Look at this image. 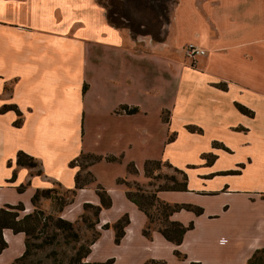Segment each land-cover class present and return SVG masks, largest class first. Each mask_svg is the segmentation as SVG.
I'll return each instance as SVG.
<instances>
[{
    "label": "crops",
    "instance_id": "crops-1",
    "mask_svg": "<svg viewBox=\"0 0 264 264\" xmlns=\"http://www.w3.org/2000/svg\"><path fill=\"white\" fill-rule=\"evenodd\" d=\"M179 12L184 17L179 37L186 30L187 40L175 41L180 48L173 50L168 39L154 42L112 26L95 0H0V108L15 105L21 113L15 125L13 109L0 111V206L21 202L28 213L36 189L55 183L73 188L77 168L69 163L81 152L119 157V162L89 165L95 181L77 189L58 212L75 221L85 203L99 205L96 183L110 196L111 205L98 212V235L86 261L246 264L264 248V87L232 86L242 85L238 62L264 61V0H199ZM188 40L206 49L197 58L200 70L182 59ZM236 103L252 114L240 112ZM121 105L137 111L117 112ZM207 119L245 136L248 147L236 156L235 148L214 140L213 148L234 158L228 167L214 168L213 154L193 177L196 165H179L172 152L181 131L198 135ZM18 151L31 155L41 174L16 164ZM146 160L167 162L186 174L185 190H158L159 200L201 209L180 208L169 215L184 226L192 223L179 244L155 229L145 236L146 214L127 198L125 184L116 182H143ZM130 162L136 173L127 170ZM123 215L128 222L116 243L111 224ZM2 237L7 246L0 251V264H11L25 250V235L3 228Z\"/></svg>",
    "mask_w": 264,
    "mask_h": 264
},
{
    "label": "rangeland",
    "instance_id": "rangeland-1",
    "mask_svg": "<svg viewBox=\"0 0 264 264\" xmlns=\"http://www.w3.org/2000/svg\"><path fill=\"white\" fill-rule=\"evenodd\" d=\"M105 11V17L107 20V14L110 15L112 19L119 22L123 26H130L132 28H137L139 31L147 30L148 32L153 33H132L127 27L131 34L136 37H147L154 42H164L167 40L168 47L172 46L173 50H176L179 47L178 43L187 40L186 32L185 36L179 37L181 33L180 23L181 18H184L181 13H177L180 7H195L199 0H95ZM196 1V2H195ZM204 2L210 0H203ZM214 1V0H213ZM185 12L186 9H185ZM177 13V14H176ZM178 18L176 19V16ZM176 19V20H175ZM109 23V22H108ZM171 24H173L171 26ZM178 42L173 44L174 42ZM196 41L188 40L182 45L183 56L182 59L185 61L190 68L200 70V64L198 59H195L194 62L190 61V58L185 54V48L188 43H195ZM174 45V47H173ZM197 45V44H196ZM199 46V45H198ZM201 47V46H199ZM263 50V45L259 46ZM180 48V47H179ZM204 50L202 55H205L206 49L201 47ZM254 46H251L250 50L253 51ZM201 55V56H202ZM240 64V65H239ZM226 63H222L221 68H225ZM242 68V75L238 76V80L242 85L235 83L233 84V89H251L253 83H257L264 87V61L255 60L249 65V62H238L237 67ZM229 65L225 72L227 73ZM216 71V69H215ZM261 75V77H260ZM164 115V114H163ZM231 117L232 114L227 115L226 118ZM207 117H205L206 119ZM204 119V120H205ZM238 119V118H237ZM237 119L235 121H237ZM209 119H207V122ZM190 131V130H189ZM197 127L192 132H197ZM254 135V130L251 131ZM250 134V137H253ZM178 141L174 147L175 151L172 152L173 159L180 163L179 165H185L186 163H191L196 165L195 171H191L190 175L195 176L197 172L204 171L205 166L202 164L203 160H211L214 155H217L216 162L214 163V168L219 167H228L234 158V156L228 152L213 148L216 146V142H222L230 148L236 149L235 155L242 154L247 150V147L244 146L243 141L246 139L243 135H235L230 131L229 127H226L221 123L212 124L208 122L203 128V132L195 133L193 136L189 137L185 135L184 131H181L177 137ZM259 145L258 142H256ZM218 145V144H217ZM251 145V143H250ZM263 146L264 143L260 144ZM78 163H81V159ZM151 169V176L145 177L143 182H138L144 191L151 192L157 188L166 187L170 185V176L174 175L178 181L181 180V176L175 172L173 169L161 165L160 167H155V165L149 166ZM145 175V174H144ZM131 185L129 189L135 191L137 186H135L133 181H130ZM54 189L53 197L62 196L67 198L69 194L64 193V189L55 183L52 187ZM52 196L49 198H40L38 202V207L45 213L53 216L59 215V202ZM154 211V210H153ZM86 214L89 216V220L83 222V220L78 219L74 221V231L79 237V241H74L72 236H63L58 235L55 239L46 240L40 248L34 249L32 253L26 258L19 261H15L14 264H67L69 258L74 253L75 248L83 243L88 244L95 235L96 229L94 226H91L94 222V216L90 210L86 211ZM158 222H154L152 226H156ZM90 225V226H89ZM34 243H39V240H34Z\"/></svg>",
    "mask_w": 264,
    "mask_h": 264
},
{
    "label": "trees",
    "instance_id": "trees-1",
    "mask_svg": "<svg viewBox=\"0 0 264 264\" xmlns=\"http://www.w3.org/2000/svg\"><path fill=\"white\" fill-rule=\"evenodd\" d=\"M107 20L109 24L116 28H123L127 27L132 33L138 34L141 33H153L148 32L147 30L139 31L137 28H132L130 26H123L119 22L115 21L107 14ZM237 109L245 114L251 115L252 112L247 109L245 106L236 103ZM8 109H13L16 114L17 118L14 121L15 125H18L21 121V113L15 107V105H3L0 108V111H5ZM136 108H128L126 105H121L117 112H126L132 113L136 112ZM166 119V117H163ZM190 131L195 130L196 127L187 126ZM198 132L200 129L197 128ZM172 137H169L170 140ZM81 159V163H78ZM105 160L110 162H119V157L113 155H99L90 152H81L77 157L70 161V166L76 167L77 170L74 175V187L71 189H64L65 194H69L67 198L62 196L53 197V188H43V189H36L34 194L31 197V203L34 206L33 210L28 213H24V206L21 202L11 205L5 204L0 206V251L7 246L6 241L2 237V229L9 228L13 232H23L25 235V250L20 257L15 259V261H19L22 259H26L34 249L40 248L43 243L50 239H55L58 235L63 236H72L74 241H79V237L77 233L74 231V221H69L67 219L62 218L61 216H53L50 214H45L39 207L38 202L40 198H49L53 197L59 202L58 211L62 209V207L73 200V197L76 193V190L79 188L84 187L85 185L95 181L93 174L88 170V166L94 162ZM16 164L27 166V167H35L36 173L41 174V169L38 166V162L29 154L25 153L24 151H18L16 153ZM150 165H155V167H160L161 165H165L175 172H177L181 176V180L178 181L174 175H171L170 185L166 187L157 188L154 191L146 192L142 189L140 184L137 181H133L132 184L137 186L135 191H131L129 189L131 182L126 181L123 178H117V183L125 184L127 187L126 196L131 201H133L138 208H140L147 216V223L143 227L142 232L145 236H150V230L155 229L159 231L167 240L173 242L174 244H179L182 239L183 233L192 227V223L184 226L178 221L170 220L168 217L172 211L178 210L180 208H187L192 209L195 213H200L201 209L197 207H193L189 204H168L165 203L156 196V191L162 189H170V190H185L186 189V174L176 168L171 166L167 162H160L159 160H146L144 162V174L146 177L151 176V169ZM127 170L130 173H136L137 170L135 169L133 163L127 164ZM59 185V184H58ZM24 189V185H20L17 187L18 191H22ZM95 191L100 198L99 205H92L89 203H85L83 205L84 212L81 214V219L83 222L89 220V216L86 214L87 210H90L92 215L94 216V222L91 226L95 227V224L98 222V212L102 207H109L111 205V198L108 195L107 191L98 183L95 185ZM154 210V211H153ZM128 222L127 215H123L120 217L116 222L111 224V227L115 231V238L114 241L116 243L119 242L122 234H123V227ZM154 222H158L156 226H152ZM90 226V225H89ZM109 225L104 224L102 228H107ZM98 232L96 231V235L88 241V244L85 245L83 243L79 244L74 253L69 258L67 264H107V261L104 262H89L86 261V256L89 253L90 245L97 237ZM34 240H39V243H34ZM31 252V253H30ZM175 254L179 256V252L175 251ZM14 261V262H15ZM11 263V264H14ZM161 261L149 260L146 261L144 264H161ZM246 264H264V248L256 249L252 255L247 260Z\"/></svg>",
    "mask_w": 264,
    "mask_h": 264
},
{
    "label": "built area",
    "instance_id": "built-area-1",
    "mask_svg": "<svg viewBox=\"0 0 264 264\" xmlns=\"http://www.w3.org/2000/svg\"><path fill=\"white\" fill-rule=\"evenodd\" d=\"M203 53H204V50L201 49V47H199L196 44L188 43L186 45L185 54H186V56H188L190 58L191 62H194L195 59L200 57Z\"/></svg>",
    "mask_w": 264,
    "mask_h": 264
}]
</instances>
